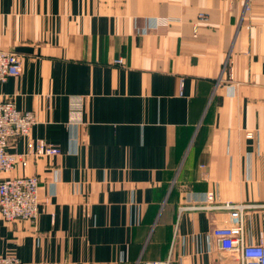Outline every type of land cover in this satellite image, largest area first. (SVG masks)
<instances>
[{
  "label": "crops",
  "instance_id": "obj_1",
  "mask_svg": "<svg viewBox=\"0 0 264 264\" xmlns=\"http://www.w3.org/2000/svg\"><path fill=\"white\" fill-rule=\"evenodd\" d=\"M0 48L23 65L0 100L37 117L9 150H62L0 174L40 178L35 224L0 213V254L242 264L212 230L230 203L264 235V0H0Z\"/></svg>",
  "mask_w": 264,
  "mask_h": 264
},
{
  "label": "built area",
  "instance_id": "obj_2",
  "mask_svg": "<svg viewBox=\"0 0 264 264\" xmlns=\"http://www.w3.org/2000/svg\"><path fill=\"white\" fill-rule=\"evenodd\" d=\"M169 20L158 21L157 25H166ZM115 63L124 65L123 57L117 58ZM226 68V63L224 68ZM23 71L22 59L16 52L0 48V83L10 77L21 75ZM182 93V85H181ZM81 108L73 111L75 121H81ZM37 123V117L31 110L19 109L14 100L4 98L0 100V174H7L18 165L28 166L32 161L45 156H56L61 148L39 138L29 140L26 150L11 152L9 147L18 139L28 137ZM251 136L252 134L249 133ZM40 178L37 175L7 176L0 178V213L7 222L26 220L35 224L40 214ZM214 193H206L207 204L204 208L214 207ZM230 211L228 223L214 226L212 236L215 237L221 250L241 259L242 264H264V235L258 243H248L243 238L244 206L226 203L216 205ZM0 264H22L15 255L0 254ZM146 264H170L169 260H151Z\"/></svg>",
  "mask_w": 264,
  "mask_h": 264
},
{
  "label": "rangeland",
  "instance_id": "obj_3",
  "mask_svg": "<svg viewBox=\"0 0 264 264\" xmlns=\"http://www.w3.org/2000/svg\"><path fill=\"white\" fill-rule=\"evenodd\" d=\"M167 25V24H166Z\"/></svg>",
  "mask_w": 264,
  "mask_h": 264
}]
</instances>
